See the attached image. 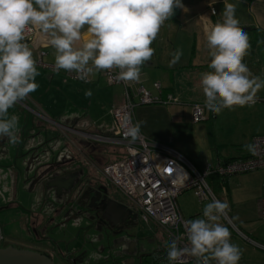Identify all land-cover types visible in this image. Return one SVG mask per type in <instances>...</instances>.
I'll return each mask as SVG.
<instances>
[{"label": "crops", "instance_id": "0c3cea01", "mask_svg": "<svg viewBox=\"0 0 264 264\" xmlns=\"http://www.w3.org/2000/svg\"><path fill=\"white\" fill-rule=\"evenodd\" d=\"M224 2L225 0H182L187 11L178 8L176 18L164 21L151 44L154 49L152 59L141 66L140 82H132L133 87L143 86L152 95L158 94L165 98L171 94L179 99V103L174 105L150 103L137 104L134 107L133 124L145 121L141 126V133L156 145L171 147L181 154L185 151L181 141L187 124L193 123L190 116L192 105L196 102L204 104L205 101L200 85V74L214 71L208 67L211 57L206 30L218 20H222ZM227 3L237 5L235 16L239 21V27L248 26L264 32V0H227ZM210 6L214 8V14L210 13ZM87 27L85 25L81 32L84 33ZM244 31L249 36L250 49L242 63L247 65L253 75L264 79V46L252 35L251 29ZM83 43L82 39L74 46L80 47ZM28 45L33 51V58L40 73L36 77L39 88L30 93L26 100L9 109L10 115L15 114L19 117L21 141L16 144L18 148L16 154L22 157V164L28 175L40 172L41 168L37 165L39 162L34 164L33 158H37L38 161L39 155L41 156L45 149L48 150L50 159L59 161L60 165L59 168L53 166L47 169L46 174L55 177L50 185L53 190L57 189L60 192L74 180L73 176L76 174L84 172L93 177L90 165L100 171L123 152L121 145L100 139L113 134L110 110L121 99L122 87L108 85L100 70L94 72L89 77L90 82L86 83L74 81L63 72L55 73L44 67L42 64L54 65L55 49L41 30ZM42 49L45 53L40 55L39 51ZM177 49H181L183 55L178 63L169 66L171 54ZM89 64L91 65V61ZM155 82L161 86L160 93L153 87ZM85 90L92 91L90 98L85 97ZM258 96L259 99L264 97V89L258 92ZM204 112L206 119L209 118L210 111L206 107ZM7 142L6 137L0 142L2 147L0 160L9 156L10 152L5 148ZM249 154L248 151L238 156H222L217 153L214 162L247 157ZM85 157L89 161L87 168L84 167L87 162ZM211 184L213 190L216 189L220 195L218 200L229 204V212L234 213L237 223L244 231L259 236L261 240L264 239V220L260 218L258 209V200L264 185V170L231 175L225 177L223 182ZM192 194L194 195L193 190ZM178 200L180 195L177 202ZM211 201L206 199L200 204ZM178 206L184 218L188 220L203 218V212L193 218L191 214L184 215L182 204L178 203ZM28 217L26 216L24 224L21 223L22 240H7L0 245L1 247L15 245L31 249L49 261L64 264L65 253L69 254L80 246L82 240L79 235L68 238L67 245L64 241L47 243L40 236L42 235L40 231H44L45 227L44 217L42 215L34 217L32 213ZM229 220L232 222L230 218ZM33 229L38 233H34Z\"/></svg>", "mask_w": 264, "mask_h": 264}, {"label": "clouds", "instance_id": "9594fccd", "mask_svg": "<svg viewBox=\"0 0 264 264\" xmlns=\"http://www.w3.org/2000/svg\"><path fill=\"white\" fill-rule=\"evenodd\" d=\"M175 8L187 11L182 0H0V137L11 145L20 143L19 117L10 115L9 109L39 88L33 51L23 42L30 25L46 34L55 49L54 71L75 72L87 83L94 72L116 68V80L139 83L141 66L154 54L151 44ZM236 8L225 0L222 20L206 30L208 67L214 71L201 73L200 85L205 107L216 114L234 106L253 107L264 89V79L242 63L250 43L238 26ZM82 39V46L75 47ZM171 55L169 66L180 61L183 51L177 49ZM84 94L90 98L92 91ZM144 123L133 124L131 116L125 115L129 144L140 139ZM244 148L258 154L254 143ZM229 209L226 201L214 199L205 205L203 218L185 221L188 245L178 246L184 237L165 242L169 264H185L186 256L195 258L196 264H238L242 250L231 242L229 228L220 222Z\"/></svg>", "mask_w": 264, "mask_h": 264}, {"label": "rangeland", "instance_id": "374dc122", "mask_svg": "<svg viewBox=\"0 0 264 264\" xmlns=\"http://www.w3.org/2000/svg\"><path fill=\"white\" fill-rule=\"evenodd\" d=\"M258 135H264V101H258L253 107L234 106V110L224 109L219 114L210 112V117L206 120L198 124L188 123L181 141L185 148L182 155L202 171L206 163L215 161L217 153L222 156H238L247 152L244 145L252 143L253 138ZM2 139L0 137V142ZM17 145L8 143L5 148L10 152L9 156L0 160V245L7 240H22L21 223L24 224L26 216L30 217L31 213L34 217L42 214L41 206H36L35 191L29 190L28 185H25L27 175L22 157L16 154ZM90 166L93 176L97 175L107 183L101 172ZM84 167L87 168V164ZM107 184L113 196L128 203L123 194ZM209 185L213 190V185ZM213 192L217 198L220 196L216 189ZM179 195L178 203L182 204L184 215L191 214L193 218L203 212L207 202L200 204L191 189H186ZM235 218L234 213L228 211L227 217L220 222L229 228L231 242L242 250V258L238 264H264V239L247 234ZM64 224L60 220L49 228V232L48 229L40 231V236L47 243L64 241L67 245L68 238L79 235L84 241L81 249L86 255L84 264H123L124 260L131 261L130 264H155V249L162 247L167 252L165 242H169L168 239L152 225L141 220L123 226L122 232L118 234H111L106 228L101 229L88 217L86 222L78 224L71 219ZM47 233L50 237L46 236Z\"/></svg>", "mask_w": 264, "mask_h": 264}, {"label": "built area", "instance_id": "2783aa9c", "mask_svg": "<svg viewBox=\"0 0 264 264\" xmlns=\"http://www.w3.org/2000/svg\"><path fill=\"white\" fill-rule=\"evenodd\" d=\"M209 9L211 14L215 13L212 6ZM39 31V28L30 25L29 29L25 31V40H29V43L32 42ZM39 53L43 55L45 51L42 49ZM42 65L57 73L53 70L54 65ZM100 71L108 85L122 87L121 99L110 110L113 134L100 139L121 145L123 148L121 155L103 166L100 172L113 187L126 197L130 207L137 212L139 220L154 225L169 242L177 237H184L178 241V246L185 247L188 245V241L184 223L188 219L184 218L179 209L178 195L186 189H191L199 202L206 199L218 200L207 183L206 178L209 175L228 177L259 169L264 170V135H258L252 140V143L258 146L257 155L250 153L247 157L207 163L202 171H199L177 150L156 145L142 133L136 143L129 144L123 123L125 115H130L133 123L132 114L137 104L174 105L179 103V99L171 94L161 98L158 94L152 95L143 86L133 87L132 81L127 83L118 81L115 77L119 69ZM59 72L65 73L74 81H82L76 77L75 72L63 69ZM153 87L160 93L159 83H153ZM259 101H264V97ZM204 107V104L199 102L192 105L191 121L193 123L206 119ZM258 209L260 218L264 220V185H262V192L258 200ZM184 259L185 264H196L193 257L186 256ZM163 264H169L167 252Z\"/></svg>", "mask_w": 264, "mask_h": 264}, {"label": "flooded vegetation", "instance_id": "af4514ba", "mask_svg": "<svg viewBox=\"0 0 264 264\" xmlns=\"http://www.w3.org/2000/svg\"><path fill=\"white\" fill-rule=\"evenodd\" d=\"M41 154V156L39 155L38 161L37 158H33V161L35 160L34 164L39 162L37 165L39 168H41L42 172L40 170V172H33L29 176L27 175L25 179L27 183L25 185H28V188L35 191L36 206H41L42 208L41 215L44 217V229H48L47 232H49V228H51L53 224L59 222L60 220H62L64 224L72 219L79 224V222L82 221L86 222V217H88L93 220V224H97V226L101 229L106 228L111 234H118L119 232H122L123 226L135 223L137 220H139L137 212L132 207H130L128 203L122 202L113 196V194L108 189L109 185L107 183L109 182L105 179L104 180L107 181V183L104 182L102 178L98 177L97 175L91 177L90 174L81 172L73 176L74 180L71 181L63 191L59 192L57 189L53 190L50 184L51 180H54L55 177H49L50 175L46 174V170L53 166L58 167L60 163L57 160L56 162L50 159L49 152L46 149L44 150V153ZM86 164L89 165V161H87ZM36 169L37 168H35V170ZM103 186L105 187L106 191L102 189ZM109 199H113L126 205L131 214H128V216L124 218L126 216L125 214H118L117 211H107L106 207ZM64 226L66 227V224H64ZM33 231L34 233H38V231L35 229H33ZM46 236L50 237L49 233H47ZM3 239L1 241H3ZM83 244L84 241L82 240L80 242V246L77 249L69 252V254L67 252L65 253V256L68 257L67 259L65 257L64 264L85 263V252H81V249H83ZM7 247H12L19 250L25 249L32 253L35 252L31 249L22 248L15 245H7L5 247L0 246V248ZM52 263L63 264L55 262ZM130 263L131 261L129 260H124L123 262V264Z\"/></svg>", "mask_w": 264, "mask_h": 264}, {"label": "water", "instance_id": "95a60500", "mask_svg": "<svg viewBox=\"0 0 264 264\" xmlns=\"http://www.w3.org/2000/svg\"><path fill=\"white\" fill-rule=\"evenodd\" d=\"M179 13V9L175 8L173 15L170 19L176 18ZM243 30H249L250 27L248 26H241ZM24 43L29 44V40H24ZM102 189L106 191L105 187L103 186ZM107 211L115 212L117 211L118 214H125L126 218L128 214L130 215L131 212L127 209L126 205L115 201L113 199L108 200V204L106 207ZM129 212V213H127ZM0 264H53L48 258L37 254L36 252L32 253L28 250H19L12 247L7 248H0Z\"/></svg>", "mask_w": 264, "mask_h": 264}, {"label": "trees", "instance_id": "16d2710c", "mask_svg": "<svg viewBox=\"0 0 264 264\" xmlns=\"http://www.w3.org/2000/svg\"><path fill=\"white\" fill-rule=\"evenodd\" d=\"M250 29H251L252 35L257 37L259 39V42L261 43V45L264 46V32L259 31V30L256 31L255 28H250ZM227 160H229V159H227ZM223 161H226V160H223ZM224 178L225 177H221V176H218V175H215V174H211V175H209L206 178V180L208 179V181H207L208 185L210 183H213L215 185V183H219L220 181L223 182ZM210 179H212V181H210ZM164 250H165V248H162V247H159V248L155 249V252H154V254H155V264H163V261L165 259V255H166Z\"/></svg>", "mask_w": 264, "mask_h": 264}]
</instances>
